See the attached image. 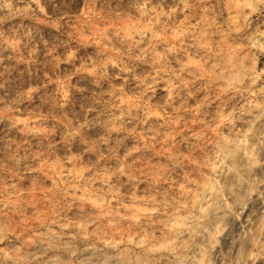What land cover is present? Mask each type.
<instances>
[{
    "label": "rangeland",
    "instance_id": "1",
    "mask_svg": "<svg viewBox=\"0 0 264 264\" xmlns=\"http://www.w3.org/2000/svg\"><path fill=\"white\" fill-rule=\"evenodd\" d=\"M264 0H0V264H264Z\"/></svg>",
    "mask_w": 264,
    "mask_h": 264
},
{
    "label": "built area",
    "instance_id": "2",
    "mask_svg": "<svg viewBox=\"0 0 264 264\" xmlns=\"http://www.w3.org/2000/svg\"><path fill=\"white\" fill-rule=\"evenodd\" d=\"M261 39L264 41V25L261 28Z\"/></svg>",
    "mask_w": 264,
    "mask_h": 264
}]
</instances>
